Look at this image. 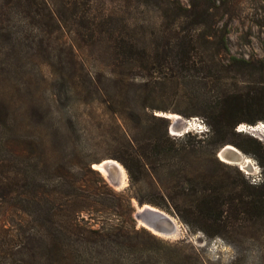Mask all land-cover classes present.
Returning <instances> with one entry per match:
<instances>
[{"label": "trees", "instance_id": "16d2710c", "mask_svg": "<svg viewBox=\"0 0 264 264\" xmlns=\"http://www.w3.org/2000/svg\"><path fill=\"white\" fill-rule=\"evenodd\" d=\"M122 1L131 4L134 0ZM136 1L154 5L161 13V30L154 38H146L148 26L125 18L119 19V30L111 32V22L97 20V16L90 14L94 0H0V75L21 60L23 53L37 49L45 52L51 35L64 34L67 26L82 28L92 43L107 40L108 54L114 63L121 66L132 63L144 79L140 91L133 93L135 96L142 93L151 97L148 80L160 72L169 81L183 68L200 63L209 74L251 67L248 60L229 55L225 27L219 28L217 35L212 30L211 34L217 38L214 42L207 38L209 34L203 37L199 31L176 22L190 15L198 0H186L188 7L183 8V13L170 11L161 5L163 0ZM203 54L209 63L202 62ZM251 68L262 70L264 61ZM84 76L87 84L78 73L70 79L76 105H87L92 95H101L93 83L94 76L88 73ZM127 91L121 86L117 94L120 102L118 98L115 103L109 102L119 117L110 137L109 157L118 160L125 169L129 194L113 192L89 164L72 166L65 162L70 157L59 159L57 149L43 136L42 128L48 124L60 137H65L63 122L44 117L34 121L37 114L28 109L19 123L13 104L0 96V210L15 217L12 230L0 233V264H5L3 260L7 257L15 264L25 255L33 258L38 255L39 264H90L79 259L85 255L96 257L92 264H187L181 253L162 245L151 233L127 226L121 209L125 207L130 216V197L138 204L167 207L165 202L145 197L140 189L148 184L151 193L167 192L168 181L163 182L162 176L169 167L177 169L172 170L171 177L178 187L173 194H165L167 204L185 223L191 226L199 223L197 228L208 235L234 241L243 233L242 224L264 219L263 148H259L258 156L263 173L259 185L220 180L206 166L207 161L222 164L216 153L228 142L235 144L223 135L238 136L239 132L234 131L236 125L264 122L262 84L225 88L214 102L204 104V114L189 115H203L209 127L207 132L219 137L211 142L213 147L208 151L204 146L193 145L189 132L181 138L169 135L170 118L124 104ZM73 119L77 121L76 116ZM61 151L67 155L65 148ZM24 214L33 219H24ZM111 214L119 216V223L112 222ZM259 264H264V256Z\"/></svg>", "mask_w": 264, "mask_h": 264}, {"label": "rangeland", "instance_id": "374dc122", "mask_svg": "<svg viewBox=\"0 0 264 264\" xmlns=\"http://www.w3.org/2000/svg\"><path fill=\"white\" fill-rule=\"evenodd\" d=\"M161 2V5L167 6L173 12L179 10L183 13V8L188 7L186 0H163ZM189 13L191 14L187 17L176 19V22L186 28L189 27L192 31H199L203 37L209 34L207 38L214 42L217 38L211 34L212 30L217 35V30L225 27V41L229 55L236 59L248 60L251 67L259 66L264 61V0H207L205 3L203 0H198V5L192 8ZM90 14L97 16V20L104 19L105 22H111V32L113 33L119 30L120 18L148 26L144 33L146 38H154V35L158 34L157 31L161 30V13L157 8L154 5L139 4L136 0L131 4L122 0H94ZM189 20H195L196 23H189ZM200 21L201 24L198 23ZM67 27L65 28L66 34L51 35L45 52L42 53L40 49L33 50V53L26 55L23 51L21 52L23 53L22 59L16 60L10 70L6 73L2 72L0 75V96L13 104L16 121L19 123L22 122V116L28 109L37 114L33 118L34 121L44 117L63 122L65 137H60L48 124L42 128V134L49 139L53 148L57 149L59 159L63 158L64 161V158L70 157L69 161L65 162H69L72 166L84 167L89 164L94 169L95 163L111 158L109 157V154L112 153V148L109 146L110 137L113 130L116 129V124L119 123V117L113 113V105H109V102L115 103L117 98L120 102L121 97L117 94L121 86L124 90L127 89L129 94L128 97L124 96V104H129V106L133 104L137 110L142 112L144 110L147 114L152 113L163 118L170 114L177 115L178 118L167 119L169 122L167 131L169 135L176 138H181L184 134L181 133L184 128V120L199 117L204 123L206 122L203 115H189L192 112L204 114V104L214 102L225 88L232 86L243 88L255 83L264 86V68L254 70L249 67L248 70L237 69L209 74L201 68L203 65L200 63V65L195 64L193 67H189V69L183 68L169 81L166 80L167 76L162 72L152 75L148 80L147 88L152 92L151 97H145L142 93L140 96H135L133 93L140 91L144 79L137 74V69H134L132 63L122 66L119 63H114L112 56L108 54L110 48L107 40L92 43L82 28L80 30L76 26ZM69 31L71 32L69 33ZM97 36L99 37L100 34L98 33ZM202 58L203 61L199 57L202 62L209 63L208 57H205L204 54ZM75 73L81 75L85 84L88 81L84 75L92 74L94 76L93 83L101 92V95L97 93L99 96L92 95L91 100L87 101V105H76L77 100L70 91V79L72 80ZM121 104L119 103V107ZM75 116L77 117L76 122L73 119ZM70 118L72 120L69 122ZM259 123L264 124L259 121L255 125L259 126ZM263 124L257 130L243 132L237 131L236 128L240 125L238 124L234 128L235 132H239L238 136L223 135L225 139L235 142V144L228 143L251 160L250 169L242 168L236 163L222 162L220 165L207 161L208 171L215 172L220 180H235L242 185L261 184L263 173L258 163V156L260 155L259 148L264 150ZM206 127L209 130L207 124ZM171 128L176 134H171ZM188 134L191 136L189 141H192L193 145L204 146L207 151L213 147L211 142L215 138H219L212 132L203 134L189 132ZM64 148L65 152L67 150L65 156L61 151ZM116 161L121 164L118 160ZM172 170L176 171L177 169L169 167L165 169L162 176L163 182L168 181L167 192L170 194H173L175 188L178 187L175 185L174 177H171ZM97 172L113 192L129 194L126 171V183L119 187L112 186L101 172ZM95 186L99 190L102 189L99 184ZM140 192L158 203L164 204L165 202L167 207L149 205L173 217L180 225V230L176 235L164 237L153 234L140 225L133 216L138 204L133 197H130L129 200L132 208L130 216L125 207L121 208L127 226L134 225L135 229L143 228L151 233L159 243L181 253L187 260V264H259L263 261L264 219L242 224L244 225L243 233L238 239L230 241L231 239L208 235L197 228L199 223H192V226L185 223L168 206L166 191L151 193L148 184H145L141 187ZM8 213L2 214L0 210V222L3 227L1 228L3 231L0 230V233L2 235L9 233L15 222V217ZM109 217L113 223H119V216L111 214ZM23 218L31 220L32 216L24 214ZM80 257L79 259L90 264L97 261L95 256ZM32 258V256L25 255L22 259L20 258V261L16 260L14 263L39 264L38 258L40 257L38 255ZM3 261L6 262L5 264H11L9 257Z\"/></svg>", "mask_w": 264, "mask_h": 264}, {"label": "water", "instance_id": "95a60500", "mask_svg": "<svg viewBox=\"0 0 264 264\" xmlns=\"http://www.w3.org/2000/svg\"><path fill=\"white\" fill-rule=\"evenodd\" d=\"M227 145H229V144L223 145L217 151V154H216L218 159L222 162H224V160L226 158L221 157V154L224 156V155H226L225 154L226 152H232L231 148H228ZM219 152L221 154H219ZM111 160H114V159L107 158V160H105L106 162H104L102 164V168L106 172V175L104 176L106 178V180L112 186L116 187L120 183L121 175H120V171L115 166V164H113V162H111ZM101 162H98V163H101ZM94 169H96V168H94ZM97 171H99V170H97ZM133 216L138 222L140 221L142 223L141 225L143 227L150 230L153 234L168 235L171 232H173V230H174V225H173L172 220L169 217V215H167L166 212H164L158 208L153 209L152 207H143V204H137V207L134 211ZM161 236H163V235H161Z\"/></svg>", "mask_w": 264, "mask_h": 264}, {"label": "bare ground", "instance_id": "6f19581e", "mask_svg": "<svg viewBox=\"0 0 264 264\" xmlns=\"http://www.w3.org/2000/svg\"><path fill=\"white\" fill-rule=\"evenodd\" d=\"M166 117L167 118H178L177 115H173V114L167 115ZM259 126H260V124H259ZM259 126L246 125V124L242 123V124H240V131L241 132L248 131V130L249 131H254V130H257ZM171 134H176V133H174L173 128H171ZM227 146H228V148H231L232 152H226L225 153L226 155H224V156L219 152V154H221V157H223V158L225 157L226 158L224 160V162H226V163H236L237 165L241 166L242 168L250 169L251 160L248 157H246L244 154H242L236 147H234V146H232L230 144L227 145ZM105 160H107V159L102 160V162L100 161L101 163H95L93 165V167L96 168L97 170H99V172H101L104 176L106 175V172L102 168V164L104 162H106ZM111 162H113V164H115V166L120 171L121 179H120V183L118 184V187L124 185L126 183V174H125L124 168L121 166V164H119L115 160H111ZM143 207H152L153 209L156 208V207H154L152 205H149V204H146V203L143 204ZM167 215H169V214H167ZM169 217L171 218L172 223L174 225V230H173V232H171L168 235L161 234V235L167 236V237L176 235L179 232V230H180L179 229L180 225L177 224L176 220L173 217H171L170 215H169ZM139 223H140V225L142 224L140 221H139Z\"/></svg>", "mask_w": 264, "mask_h": 264}, {"label": "built area", "instance_id": "2783aa9c", "mask_svg": "<svg viewBox=\"0 0 264 264\" xmlns=\"http://www.w3.org/2000/svg\"><path fill=\"white\" fill-rule=\"evenodd\" d=\"M259 124L262 125L261 123ZM183 125L184 128L181 133L194 132L197 134H203L208 130L204 121L199 117H191L186 119L184 120ZM236 129L237 131H240V125L237 126Z\"/></svg>", "mask_w": 264, "mask_h": 264}]
</instances>
